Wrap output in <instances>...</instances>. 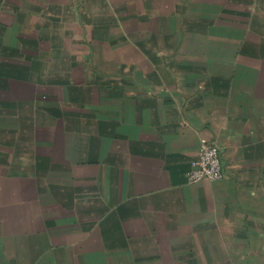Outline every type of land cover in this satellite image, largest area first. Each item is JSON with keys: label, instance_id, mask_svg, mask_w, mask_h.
<instances>
[{"label": "crops", "instance_id": "1", "mask_svg": "<svg viewBox=\"0 0 264 264\" xmlns=\"http://www.w3.org/2000/svg\"><path fill=\"white\" fill-rule=\"evenodd\" d=\"M0 264H264V0H0Z\"/></svg>", "mask_w": 264, "mask_h": 264}, {"label": "built area", "instance_id": "2", "mask_svg": "<svg viewBox=\"0 0 264 264\" xmlns=\"http://www.w3.org/2000/svg\"><path fill=\"white\" fill-rule=\"evenodd\" d=\"M222 176L223 167L218 145L206 138L201 139L198 155L187 171V180L189 182L203 179L215 181Z\"/></svg>", "mask_w": 264, "mask_h": 264}]
</instances>
